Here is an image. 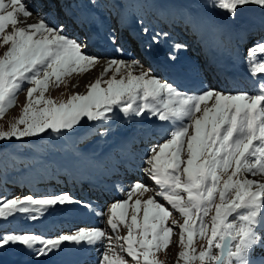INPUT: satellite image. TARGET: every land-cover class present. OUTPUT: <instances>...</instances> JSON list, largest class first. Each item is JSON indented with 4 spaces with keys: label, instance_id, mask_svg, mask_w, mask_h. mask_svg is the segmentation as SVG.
Listing matches in <instances>:
<instances>
[{
    "label": "snow or ice",
    "instance_id": "1",
    "mask_svg": "<svg viewBox=\"0 0 264 264\" xmlns=\"http://www.w3.org/2000/svg\"><path fill=\"white\" fill-rule=\"evenodd\" d=\"M251 5L264 10V0H213L211 7L237 21L245 6ZM96 7L97 0H80L75 5L67 0H0V47L5 48L0 55V119L17 105L19 93H27L19 118L7 131L0 127V141L40 137L49 130L63 134L81 125L82 118L110 120L107 113L114 109L126 117L168 122V138L148 150L142 170L158 186L156 195L180 214L183 223L172 219L169 226L172 212L155 196L135 199L127 222L132 196L142 197L149 191L143 181L134 179L125 201L97 213L106 217L111 234L103 228H77L74 233L51 237L8 233L0 235V249L20 245L36 258V264H47L42 257L55 256L62 245L72 242L101 248L99 264H161L156 253L168 248L177 226L178 257L183 264H264V182L233 179L245 172L264 173V30L254 36L242 23L238 26L240 43L248 44L249 74L257 80L253 94L216 89L189 94L150 68L144 70L137 60L111 59L101 78L86 85L85 94L75 93L57 104L45 96L50 87H59L65 77L99 63L100 57L85 51L91 39L88 31L83 38L65 31L70 25L88 29L102 24L91 18ZM33 17L35 22L27 23ZM106 38L118 46L117 51H124L127 38L119 28L107 29ZM159 39V34L153 36L152 44ZM182 48L186 45L173 46ZM176 58L168 55L171 61ZM109 71L113 75L103 80V87L102 77ZM75 203L83 202L67 193L0 197V219L29 214V219L36 220L55 206ZM121 226L127 229L126 236L119 234ZM194 237L206 239L203 250L197 251Z\"/></svg>",
    "mask_w": 264,
    "mask_h": 264
},
{
    "label": "rangeland",
    "instance_id": "2",
    "mask_svg": "<svg viewBox=\"0 0 264 264\" xmlns=\"http://www.w3.org/2000/svg\"><path fill=\"white\" fill-rule=\"evenodd\" d=\"M79 2L80 0H67V3L70 5H75ZM212 3L213 0H97L98 7L94 8L91 14L103 19L105 23L102 27L104 35H107V29L109 28H119L123 31L127 38V42L124 45V51L121 53L125 54L127 61L138 60L140 64L143 65L144 70H148L149 68L151 69L152 62L149 60H141L146 52L142 41H144L145 44H147V42L152 43L153 36L159 34V43L156 45L161 48L165 56L170 54V50L173 49L175 44L186 45V48L180 49L181 52L186 53L192 49L198 51L197 41L199 40V36L195 34V29H200L203 23H206L205 26L208 28L215 27L219 29L222 22L228 20L233 21L224 12L211 7ZM256 6L258 11H264L260 6ZM73 10L80 11V9L76 8H73ZM85 11L87 10L85 9ZM260 20L261 21H257L264 24V17ZM76 27V25H72L70 30H67V35L83 38L85 31H88V29L79 27L81 33H77L78 29ZM145 28L148 29L146 33L143 31ZM164 33H167L166 37L163 35ZM217 33L212 35V37L220 36V33ZM204 38H206V36ZM105 46L111 50L112 54L116 53L112 56V59H120L117 58L120 54V51H117L118 46L113 48L110 47L108 43H105ZM90 49L86 51L87 54L100 57L101 60L102 56L95 54L91 55L90 52L92 49ZM4 50L5 48L0 47V55L3 54ZM239 51L242 52V55L246 52V50L241 51V48ZM96 67L97 65L91 67L88 71L79 74L74 73L72 76L65 77V83H61L59 87H50L49 91L45 93V96L51 97L58 104L62 101H67L71 95L75 93L85 94L88 90L86 85L92 83L86 80L89 74L97 69ZM138 71L139 69H136L135 73H138ZM152 72L160 76V74H157L154 70H152ZM121 74H123V70ZM121 74H117V79L120 78ZM112 75L113 71H111V73L109 72L103 77L102 83L103 80L111 78ZM74 85L75 87H73ZM25 87H27V85ZM77 87H85L86 90L76 91L78 90ZM103 87H106V85L103 84ZM26 95V91L19 93L17 105L10 109L3 119H0V127H2L4 131H7L10 124L21 115L22 107L26 103ZM209 103H211V101H209ZM107 115L111 117V119L107 121H92L82 118L81 125L83 126L76 125L71 130H63V134L59 135L49 130L48 133H43L40 137H26L23 138V140L13 139L8 142L0 141V197L10 198L12 196L22 197L25 195L44 197L67 193L76 201L83 202L55 206L43 214H38V219L36 220L29 219V214H16L14 218H8L6 220L0 219V235L8 233H35L42 237L55 236L53 234L46 235L41 229L51 220L63 219L64 216L71 214L74 208L85 206V202L83 199L76 198L71 189L68 191H57L56 193L53 191L51 194L45 192L42 186H44L46 182H49L58 175L63 176L64 179H77L84 175H89L94 179H98V161L101 160V162L106 163L108 159L104 156L110 153L113 155L122 143H126L125 145L128 152H132V155L135 154L134 156L136 159L138 161L140 160L139 163L143 164L146 153L153 145L154 138H156L154 135L158 132H164L163 130L165 128L167 133L170 130L169 126H166L167 122L163 126L164 129L162 126H159V124H163L164 121H159L155 117H126L122 112H117L115 109L112 112H108ZM157 124L158 127H156ZM143 129L151 132V135L147 139L142 140L141 135ZM129 138L133 140H129ZM167 138L157 143L161 144ZM147 144L150 146L146 147L148 148L147 150H143L141 146ZM229 171H231V169ZM252 176L264 178L263 173L252 175L251 173L245 172L238 174L237 177H233V179H252ZM143 177H145V174H143ZM224 179H227V177H224ZM139 180L144 182L142 179ZM261 182H264V180ZM221 183H223V181H221ZM145 185L149 187V191L147 192L148 195L150 192L157 193L159 191L158 186H156L152 180L149 184ZM135 196L136 195L132 196L126 209L128 213L127 222L129 223L130 216L135 210L133 203ZM156 199L158 202L164 203L166 207H169V210L172 212V216L168 220L169 226H172V219H176L180 223H183V218L178 212L172 210L160 196L156 197ZM125 200L126 199L123 201ZM119 211L120 210H118V212ZM212 214H214V211L210 215ZM142 216L143 205L138 214V220L141 223ZM229 219L231 220L232 218L230 217ZM77 228L78 227H73L71 231L74 233ZM179 231L177 226H173V235L168 248L156 253V258L161 264H183V261L178 257V253L181 251L179 245ZM119 233L122 236H126L127 229L121 226ZM206 243V239L194 237V246L197 251L203 250L204 247H206ZM69 245L70 243L66 242L65 245L61 246L63 250L57 255L42 257L41 259L48 262L52 258L62 254ZM117 252L120 255H124L120 249H117ZM125 258L129 259L127 257ZM0 264H36V258L20 245H8L0 249Z\"/></svg>",
    "mask_w": 264,
    "mask_h": 264
},
{
    "label": "bare ground",
    "instance_id": "3",
    "mask_svg": "<svg viewBox=\"0 0 264 264\" xmlns=\"http://www.w3.org/2000/svg\"><path fill=\"white\" fill-rule=\"evenodd\" d=\"M256 7V5L245 6V11L237 21L228 20L222 22L219 29L215 27L208 28L205 26L206 23H203L200 29L194 30L196 31L195 34L199 36V40L197 41L199 50L192 49L185 53L181 52L180 49H172L170 53L177 57L175 61L169 60L168 56L164 55L158 45L148 42L145 44L142 41L146 52L141 60H149L152 62V70L160 74L162 78L176 84L185 93L194 94L200 92L202 89L211 88L225 93L247 92L253 94L257 87V80L249 74L246 52L242 55V52L239 51V47L246 50L248 44L240 43L238 39V26L242 23L254 36L258 35L261 30H264V24L258 22L264 17V11H258ZM94 16L91 14V18L97 22L102 21V24L91 25L88 28L91 39L88 41V47L85 51L91 48V55L95 54L102 57L97 64V69L89 74L86 80L88 82H94L97 78H101V73L104 70L106 62L116 54H112L111 50L105 46V43H108L110 47L115 48L107 40L106 35H104L102 27L105 23L103 19ZM34 22V17L29 18L27 21L29 24ZM71 26L66 28V34ZM76 28L78 29V32H76L81 33L79 26ZM217 32L220 33V36L212 37ZM205 36L206 38H204ZM149 45L151 46L149 47ZM119 53V57H117L120 58L119 60L130 62L126 60L124 53ZM200 59L204 62L203 65H200ZM109 72L111 73V71ZM261 76H264V74H261ZM82 90H86V88L79 87L76 91ZM165 123H160L159 126H162L164 129L163 126ZM166 126H168V122ZM156 127H158V124ZM163 131L154 135L156 138H154L151 147L168 137L166 128ZM150 135L151 132L143 129L141 138L142 140L147 139ZM125 144L122 143L113 155L111 153L105 156L102 155L108 160L106 163L101 162V160L98 161V179L84 174V176L77 179H64L63 176L58 175L42 186L43 190L50 194L53 191L56 193L57 191L61 192L71 189L76 198L83 199L85 202V206L74 208L71 214L66 215L67 217L64 216L63 219L59 218L60 220L53 219L46 223L43 229H41L44 234H53L56 236L58 234L73 233L71 231L73 227L106 228L111 234V230L106 223V217L97 215V213L106 211L113 203L122 202L124 199H127L128 189L134 179H142L145 184H149L151 181L148 177H143V164L139 163L140 160L138 161L136 159L135 154L132 155L130 150L131 153L128 152ZM147 146L150 145H142L141 147L143 150H147ZM252 180L261 182L264 178L252 176ZM146 194L142 197L137 194L134 197V207L135 199L137 198L146 200L151 196L158 197L156 192H150L149 195ZM69 243V247L62 254L52 258L47 264H99L101 248L87 244L77 245L72 242Z\"/></svg>",
    "mask_w": 264,
    "mask_h": 264
}]
</instances>
